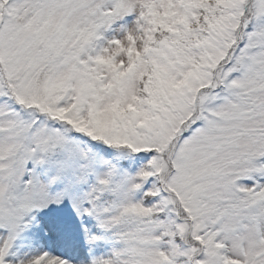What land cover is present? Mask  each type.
<instances>
[{"label": "snow or ice", "instance_id": "obj_1", "mask_svg": "<svg viewBox=\"0 0 264 264\" xmlns=\"http://www.w3.org/2000/svg\"><path fill=\"white\" fill-rule=\"evenodd\" d=\"M0 264H264V0H0Z\"/></svg>", "mask_w": 264, "mask_h": 264}]
</instances>
